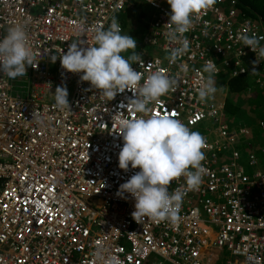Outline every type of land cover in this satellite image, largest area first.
<instances>
[{
  "label": "built area",
  "instance_id": "obj_1",
  "mask_svg": "<svg viewBox=\"0 0 264 264\" xmlns=\"http://www.w3.org/2000/svg\"><path fill=\"white\" fill-rule=\"evenodd\" d=\"M135 1L148 6L143 41L155 54L141 51L144 63L133 68L145 77L165 71L179 81L175 92L149 105L152 114L176 113L206 139L199 190L187 191L183 176L170 184V192H186L176 224L150 218L137 223L131 216L134 198L116 194L139 171L118 167L119 124L140 115L122 106L133 93L125 90L105 102L99 90L80 81L82 73L66 71L59 58L50 61L78 38L91 46L95 28H107L113 16L122 28L121 14ZM167 5L166 0H0V38L13 24L26 25L28 46L40 58L24 77L0 73V264H110L112 258L116 264H264L259 156L264 157V103L257 105V144L252 125L238 132L223 121L227 86L206 102L196 91L210 60L226 81L249 75L253 87L264 91V58L238 41L243 33L264 37V17L242 10L247 6L240 0H216L193 18L194 27L185 33L188 52L169 63L165 48L179 45L165 36ZM68 83L70 113L48 100L56 85Z\"/></svg>",
  "mask_w": 264,
  "mask_h": 264
},
{
  "label": "clouds",
  "instance_id": "obj_2",
  "mask_svg": "<svg viewBox=\"0 0 264 264\" xmlns=\"http://www.w3.org/2000/svg\"><path fill=\"white\" fill-rule=\"evenodd\" d=\"M167 3L171 12L165 36L171 44L179 46L165 48L168 53L165 59L175 63L189 50L185 33L194 27L193 18L210 9L216 0H167ZM82 35L81 27L79 37ZM262 39L264 37L247 33L238 36L239 42L254 53L259 49L258 55L264 58V47H260ZM136 48V40L127 33L122 34L118 19L113 16L107 28L103 25L95 28L91 46L78 38L68 45L66 52L62 50L60 56H51L50 61L54 63L59 58L61 67L66 71L82 73L80 81L89 82L91 88L99 90L105 102L125 90L133 93L128 103L122 106L140 115L122 119L119 124L118 134L123 145L118 153V167L125 172L129 167L139 168V171L120 184L116 194L124 198V194L128 193L134 198L131 216L135 222L143 224L150 218L176 224L186 192H170V184L183 176L187 191L199 190L204 175L202 161L205 154L202 149L206 147V139L176 118V113L152 114L149 105L169 92H175L179 81L165 71L155 70L145 77L134 69L133 64L144 63L142 53ZM129 50L127 57L122 55ZM39 59L28 46L26 25L17 23L6 29V34L0 38V73L13 80L26 76L28 67L36 65ZM253 64L258 63L255 60ZM181 71L186 74L187 65L182 66ZM202 71L207 76H202L196 91L198 100L206 102L218 90L215 76L219 68L210 60ZM252 71L255 73L256 68ZM51 93L58 110L72 112L66 86L59 85ZM96 255L100 257L101 251H97ZM110 264H116V260L112 258Z\"/></svg>",
  "mask_w": 264,
  "mask_h": 264
},
{
  "label": "rangeland",
  "instance_id": "obj_3",
  "mask_svg": "<svg viewBox=\"0 0 264 264\" xmlns=\"http://www.w3.org/2000/svg\"><path fill=\"white\" fill-rule=\"evenodd\" d=\"M167 6L170 8L169 4ZM126 13L127 12L124 11L122 14V22H123L122 34L127 33L128 35H130L131 37H133L136 40V42H137L136 51L137 52L145 51L146 54H149V55L155 54V53L150 52V50L152 49L153 46L146 44V42L144 43V41H143V34H144V31L147 29L146 28L147 24L144 22V20H139V21L137 20L136 21L135 18L131 20L127 16L128 14H126ZM136 22H140V25H138V30H136V25H137ZM130 51L131 50H129V52L122 53V55L127 57V55L130 54ZM154 52H156L158 54L162 53L160 48H158V47H156V49H154ZM57 86H59V85H56L55 88ZM64 86L67 87L68 97H69L73 85H72V83H68V84H64ZM216 86L218 88V91H220V92L225 91V86H227V92H226V94L228 96L227 99H229V102L232 105L238 106L233 112L226 110L227 116H226V118L223 119V121H225L231 128H233L235 131H238V132H240L244 128L245 125H252L254 130H255L254 131L255 141L258 144V142L260 141V138H259V132L256 129L255 117L259 116V110H257V105H256V103L258 102V99H255V98L257 97L258 93L255 91V88L253 87V89H251L250 92L247 91V94H250L249 96H247L244 92H240V93L235 94V95L229 94V84L226 81L225 75L222 73L217 74ZM48 100L49 101L54 100L53 94L51 97H49ZM254 110L255 111L257 110V111L254 112ZM245 111L250 112V116H246ZM232 117H235V123H234L233 119H231ZM195 130L198 132L200 131L197 128ZM200 133H201V131H200ZM257 135H258V137H257ZM259 156H260V160H261V166H263L264 165L263 154L261 152H259ZM245 157H246L245 152L243 151L242 152V158H241L242 163L244 162ZM229 158H230V156L228 155V159ZM85 200L90 204L94 203L93 198L86 197ZM226 254H228V251H226ZM225 256H227V255H225ZM151 258H154V256L151 255L149 257V259H151ZM220 260H222V259H220ZM148 263H150V260H147V262H144L143 264H148ZM162 264H170V263L162 260Z\"/></svg>",
  "mask_w": 264,
  "mask_h": 264
},
{
  "label": "trees",
  "instance_id": "obj_4",
  "mask_svg": "<svg viewBox=\"0 0 264 264\" xmlns=\"http://www.w3.org/2000/svg\"><path fill=\"white\" fill-rule=\"evenodd\" d=\"M244 5L247 6V8H241L242 10L249 12L252 14L250 9L257 12L259 15H262L264 17V0H240ZM248 13V14H249ZM227 83L229 84V94L235 95L240 92L251 90L253 89V84L250 82V76L249 75H237L234 77H231L229 80H227ZM228 97V96H227ZM225 99V109L228 111H234L238 106L232 105L229 102V99ZM260 98H258L259 100ZM232 119V118H231ZM256 142V141H255Z\"/></svg>",
  "mask_w": 264,
  "mask_h": 264
},
{
  "label": "crops",
  "instance_id": "obj_5",
  "mask_svg": "<svg viewBox=\"0 0 264 264\" xmlns=\"http://www.w3.org/2000/svg\"><path fill=\"white\" fill-rule=\"evenodd\" d=\"M167 2V0H166ZM138 4V5H137ZM124 11H126L128 14L127 16L132 20L135 18V20L139 21V20H144V22L147 24V20H148V16H147V12L148 11V6L141 2V1H135V5L133 7H127ZM123 14V13H122ZM122 14H121V20H122ZM123 24V22H122ZM136 30H138V25H140V22H136ZM135 30V31H136ZM147 30V29H146ZM146 30L144 31V34L146 33ZM149 55V54H147ZM247 91L250 92V90H246V91H243L247 96H249L250 94H247ZM255 91L258 93L257 94V97L255 99H258V102L256 103V105L258 104H262L264 103V91H259L257 89H255ZM257 111V110H256ZM246 112V116H249L250 114L248 113V111H245ZM147 262V261H146ZM148 264H152V262L148 263Z\"/></svg>",
  "mask_w": 264,
  "mask_h": 264
}]
</instances>
